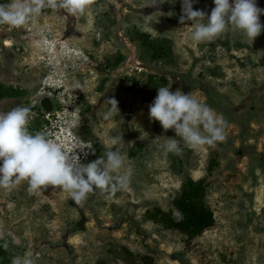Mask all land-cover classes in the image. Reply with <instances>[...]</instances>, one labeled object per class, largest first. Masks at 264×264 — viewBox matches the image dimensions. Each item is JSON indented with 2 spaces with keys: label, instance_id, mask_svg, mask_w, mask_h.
I'll use <instances>...</instances> for the list:
<instances>
[{
  "label": "rangeland",
  "instance_id": "374dc122",
  "mask_svg": "<svg viewBox=\"0 0 264 264\" xmlns=\"http://www.w3.org/2000/svg\"><path fill=\"white\" fill-rule=\"evenodd\" d=\"M114 1L118 29L110 0H95L82 16L45 9L21 28L0 25V82L25 90L0 100V112L30 107V130L47 132L66 151L91 147L92 137L106 150L120 136L128 187L95 189L81 205L58 186L29 193L22 181L0 190V240L34 264H264V27L252 43L227 32L197 44L192 22L180 20L181 0ZM255 2L264 9V0ZM214 6L192 4L205 16ZM259 19L264 25V14ZM140 32L168 38L172 60L150 61ZM169 84L224 119L223 143L181 142V154L163 153L175 133L150 120L148 106ZM43 95L53 101L48 113L38 104ZM112 99L118 110L104 119ZM89 150L73 151L88 163ZM181 166L204 178L214 218L191 239L153 222L156 210L176 216Z\"/></svg>",
  "mask_w": 264,
  "mask_h": 264
},
{
  "label": "clouds",
  "instance_id": "9594fccd",
  "mask_svg": "<svg viewBox=\"0 0 264 264\" xmlns=\"http://www.w3.org/2000/svg\"><path fill=\"white\" fill-rule=\"evenodd\" d=\"M95 0H5L0 2V25L21 28L39 17L45 9L63 10L70 16H82ZM163 3L164 0H159ZM196 0H181V22L190 20V39L199 44L211 42L227 32L240 34L252 43L262 30L260 15L264 9L256 6L255 0H213L210 14L193 10ZM148 0L147 4H156ZM71 56L70 51H65ZM171 84L157 87L156 96L148 106L150 120L158 121L162 129H172L169 137L160 145L165 155H179L183 147L195 149L202 145L215 147L226 139L224 119L206 104L184 94L180 89L170 91ZM103 114L109 119L118 110L112 99ZM31 109L17 106L0 112V190L11 192L22 181L27 182V191L33 193L42 188L58 186L76 205L86 201L95 189L114 193L128 187L131 173L124 170L126 153L121 137L111 141L102 156L82 163L74 149L91 148L78 144L66 151L59 143L49 138L44 131L30 130ZM167 137V136H166ZM141 139H145L141 134ZM131 146V142L129 145ZM0 247L6 248L3 244ZM11 264H34L31 256L16 255Z\"/></svg>",
  "mask_w": 264,
  "mask_h": 264
},
{
  "label": "trees",
  "instance_id": "16d2710c",
  "mask_svg": "<svg viewBox=\"0 0 264 264\" xmlns=\"http://www.w3.org/2000/svg\"><path fill=\"white\" fill-rule=\"evenodd\" d=\"M0 2H5L1 0ZM138 38L148 51L150 61L170 62L173 57L171 41L168 38H153L149 34L140 32ZM25 90L14 88L0 82V100L4 98H20ZM40 124V122H38ZM91 148L89 150L90 159L95 160L101 156L105 148L96 138H90ZM180 188L177 195L172 199V207L176 216L172 212L156 210L153 215V222L162 226L176 230L191 239L200 235L205 229L214 223L213 213L205 201L204 178L193 179L183 167L179 168ZM6 244L0 240V245ZM7 247H0V264H11V258L16 256V248L6 244Z\"/></svg>",
  "mask_w": 264,
  "mask_h": 264
},
{
  "label": "water",
  "instance_id": "95a60500",
  "mask_svg": "<svg viewBox=\"0 0 264 264\" xmlns=\"http://www.w3.org/2000/svg\"><path fill=\"white\" fill-rule=\"evenodd\" d=\"M112 3V7H113V13H114V17H115V23H116V28L118 29V19H117V8H116V3L114 0H110ZM38 104L40 106V108L48 113L53 109V101L52 99L47 96V95H43L39 98L38 100Z\"/></svg>",
  "mask_w": 264,
  "mask_h": 264
},
{
  "label": "flooded vegetation",
  "instance_id": "af4514ba",
  "mask_svg": "<svg viewBox=\"0 0 264 264\" xmlns=\"http://www.w3.org/2000/svg\"><path fill=\"white\" fill-rule=\"evenodd\" d=\"M256 1V0H255Z\"/></svg>",
  "mask_w": 264,
  "mask_h": 264
}]
</instances>
